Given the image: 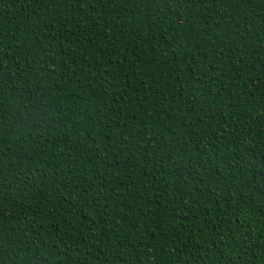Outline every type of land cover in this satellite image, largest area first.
I'll return each instance as SVG.
<instances>
[{"label": "trees", "instance_id": "16d2710c", "mask_svg": "<svg viewBox=\"0 0 264 264\" xmlns=\"http://www.w3.org/2000/svg\"><path fill=\"white\" fill-rule=\"evenodd\" d=\"M0 264H264V0H0Z\"/></svg>", "mask_w": 264, "mask_h": 264}]
</instances>
